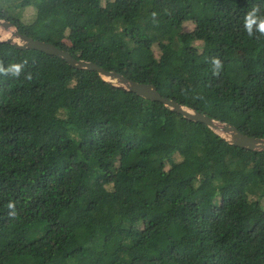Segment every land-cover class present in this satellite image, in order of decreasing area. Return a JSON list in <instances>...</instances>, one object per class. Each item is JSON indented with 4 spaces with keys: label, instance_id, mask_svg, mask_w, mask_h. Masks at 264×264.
<instances>
[{
    "label": "trees",
    "instance_id": "obj_1",
    "mask_svg": "<svg viewBox=\"0 0 264 264\" xmlns=\"http://www.w3.org/2000/svg\"><path fill=\"white\" fill-rule=\"evenodd\" d=\"M254 6L264 14V0H0V19L264 137V36L243 29ZM25 59L0 75V264H264V150L0 43L5 66Z\"/></svg>",
    "mask_w": 264,
    "mask_h": 264
},
{
    "label": "water",
    "instance_id": "obj_2",
    "mask_svg": "<svg viewBox=\"0 0 264 264\" xmlns=\"http://www.w3.org/2000/svg\"><path fill=\"white\" fill-rule=\"evenodd\" d=\"M1 42L8 43L17 49H35L57 56L75 68L94 70L104 81L112 86L133 92L148 100L160 101L172 111L181 114L184 118L205 124L229 144L248 150H264V137L248 136L227 122H220L192 108L183 106L172 99L164 98L158 93L153 84L135 82L118 72L105 70L93 62L73 58L67 51L61 50L51 43L33 39L20 33L13 23L5 19H0Z\"/></svg>",
    "mask_w": 264,
    "mask_h": 264
},
{
    "label": "clouds",
    "instance_id": "obj_3",
    "mask_svg": "<svg viewBox=\"0 0 264 264\" xmlns=\"http://www.w3.org/2000/svg\"><path fill=\"white\" fill-rule=\"evenodd\" d=\"M151 16L155 18L157 16L156 12L151 13ZM243 29L249 37L255 36L257 33L260 36H264V14H260V9L258 6H254L250 9L244 16ZM27 59L18 63H10L5 66L2 61H0V75L19 77L21 72L24 70L27 65ZM223 68V63L219 58L212 59V72L213 75H219ZM25 79L31 80L32 74L27 73ZM9 209L8 215L10 217H15L17 215L15 203L10 201L7 204Z\"/></svg>",
    "mask_w": 264,
    "mask_h": 264
},
{
    "label": "rangeland",
    "instance_id": "obj_4",
    "mask_svg": "<svg viewBox=\"0 0 264 264\" xmlns=\"http://www.w3.org/2000/svg\"><path fill=\"white\" fill-rule=\"evenodd\" d=\"M187 27H190V26H189V25H187V26H186V28H187Z\"/></svg>",
    "mask_w": 264,
    "mask_h": 264
}]
</instances>
